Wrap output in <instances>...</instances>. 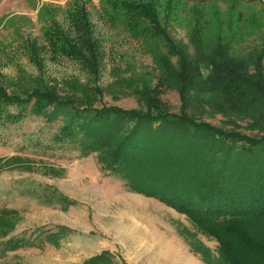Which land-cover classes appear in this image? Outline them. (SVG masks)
I'll list each match as a JSON object with an SVG mask.
<instances>
[{
  "label": "rangeland",
  "instance_id": "374dc122",
  "mask_svg": "<svg viewBox=\"0 0 264 264\" xmlns=\"http://www.w3.org/2000/svg\"><path fill=\"white\" fill-rule=\"evenodd\" d=\"M68 1L0 0V86L20 96L54 89L81 107L145 109L138 93L145 84L156 85L159 57L168 46L145 30H131L121 10L92 0L101 57L97 73L90 74L50 51L44 40L49 21L66 26ZM153 1L169 35L192 56L199 41L212 45L219 37L232 54L252 60L264 47V0ZM35 46L46 48L35 54L29 48ZM201 67L207 71L205 62ZM161 96L172 112H180L176 89ZM198 118L233 129L221 114ZM61 123L30 111L0 121V264H187L179 255H187L188 264L220 263L216 237L187 214L132 190L120 174L103 168L98 152L56 141ZM240 124L237 129L255 134L247 121ZM13 238L22 244L6 248Z\"/></svg>",
  "mask_w": 264,
  "mask_h": 264
},
{
  "label": "trees",
  "instance_id": "16d2710c",
  "mask_svg": "<svg viewBox=\"0 0 264 264\" xmlns=\"http://www.w3.org/2000/svg\"><path fill=\"white\" fill-rule=\"evenodd\" d=\"M91 2L68 1L66 26L49 21L44 40L53 53L96 74L101 51ZM102 2L121 10L131 30H145L168 46L159 57L156 85L145 84L138 93L145 109L81 107L54 89L35 88L20 96L0 86V121H16L28 111L47 121L61 120L56 141L98 152L103 168L120 174L132 190L187 214L219 241V264H264V47L252 60L232 54L219 37L212 45L199 41L192 56L169 35L155 1ZM29 48L38 54L46 47ZM172 88L180 96L179 113L161 96ZM204 112L227 117L233 129L199 119ZM243 120L255 134L237 129ZM20 240L10 239L6 248L15 249Z\"/></svg>",
  "mask_w": 264,
  "mask_h": 264
},
{
  "label": "crops",
  "instance_id": "0c3cea01",
  "mask_svg": "<svg viewBox=\"0 0 264 264\" xmlns=\"http://www.w3.org/2000/svg\"><path fill=\"white\" fill-rule=\"evenodd\" d=\"M179 256H180L179 258H181V259H180V263H183L184 261L182 260V258H185V259H187V260H186V263L188 264V262H189V257H188L187 255H179ZM194 262H195V263H194ZM191 263L199 264L198 261H195V259H191Z\"/></svg>",
  "mask_w": 264,
  "mask_h": 264
},
{
  "label": "bare ground",
  "instance_id": "6f19581e",
  "mask_svg": "<svg viewBox=\"0 0 264 264\" xmlns=\"http://www.w3.org/2000/svg\"><path fill=\"white\" fill-rule=\"evenodd\" d=\"M122 226H119V228L121 229ZM123 228V227H122ZM124 229V228H123ZM123 229H121L120 231H123Z\"/></svg>",
  "mask_w": 264,
  "mask_h": 264
}]
</instances>
